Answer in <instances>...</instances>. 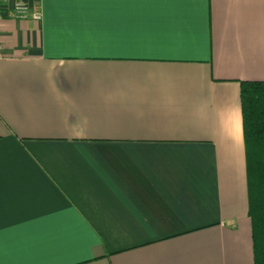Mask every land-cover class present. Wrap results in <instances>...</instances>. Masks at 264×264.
Returning a JSON list of instances; mask_svg holds the SVG:
<instances>
[{
	"label": "crops",
	"instance_id": "obj_1",
	"mask_svg": "<svg viewBox=\"0 0 264 264\" xmlns=\"http://www.w3.org/2000/svg\"><path fill=\"white\" fill-rule=\"evenodd\" d=\"M27 3L0 0V264H255L264 0Z\"/></svg>",
	"mask_w": 264,
	"mask_h": 264
},
{
	"label": "trees",
	"instance_id": "obj_2",
	"mask_svg": "<svg viewBox=\"0 0 264 264\" xmlns=\"http://www.w3.org/2000/svg\"><path fill=\"white\" fill-rule=\"evenodd\" d=\"M255 264H264V80L241 82Z\"/></svg>",
	"mask_w": 264,
	"mask_h": 264
},
{
	"label": "built area",
	"instance_id": "obj_3",
	"mask_svg": "<svg viewBox=\"0 0 264 264\" xmlns=\"http://www.w3.org/2000/svg\"><path fill=\"white\" fill-rule=\"evenodd\" d=\"M3 2H6L8 0H2ZM29 5L27 3V0H15L14 4V13L13 16L15 18H28L29 16ZM36 20H40L42 18L40 10H36V12L32 16ZM3 49V44H2V38L0 35V53Z\"/></svg>",
	"mask_w": 264,
	"mask_h": 264
},
{
	"label": "snow or ice",
	"instance_id": "obj_4",
	"mask_svg": "<svg viewBox=\"0 0 264 264\" xmlns=\"http://www.w3.org/2000/svg\"><path fill=\"white\" fill-rule=\"evenodd\" d=\"M84 2H87V3H101V2H108V0H84ZM176 2H179V0H176Z\"/></svg>",
	"mask_w": 264,
	"mask_h": 264
}]
</instances>
